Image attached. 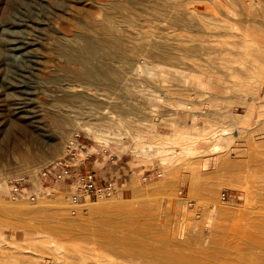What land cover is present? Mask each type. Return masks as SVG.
<instances>
[{
    "label": "rangeland",
    "instance_id": "1",
    "mask_svg": "<svg viewBox=\"0 0 264 264\" xmlns=\"http://www.w3.org/2000/svg\"><path fill=\"white\" fill-rule=\"evenodd\" d=\"M69 1L0 0V264H156L139 255L122 261L72 228L43 231L45 224L64 226L55 204L46 203L37 213L24 210L39 207V200L52 193L73 205L75 225L133 233L151 247L164 246L182 258L200 257L204 264H264V242L258 241L261 231L254 225L264 220V0H148L143 18L135 17V29L147 35L143 42L175 43V76L197 73L193 62L199 63L200 73L210 74L209 87L223 89L216 99L201 101L204 105L195 101L202 124L189 117L185 103L179 114H170L169 63L138 51V80L128 85L123 105L135 108V115L123 116L115 126L107 120L111 128L101 122L107 139L85 131L86 118L79 119L68 141L79 135L78 141L88 147L79 149L80 158L87 150L91 155L70 179L55 181L42 171L43 162L57 152L52 142L58 133L41 128L38 116L62 94L58 86L68 78L59 44L73 34L67 22L73 17ZM186 50L191 57L183 54ZM4 103L10 104L5 117ZM17 108L24 124L13 117ZM209 133L214 138L207 141ZM21 153L37 159L24 161ZM84 163L96 173L98 187L105 188L106 181L112 186L74 205L72 188ZM195 176L203 179L200 190L191 184ZM131 186L141 190L131 193ZM116 189L124 193L121 204L134 210L130 216L122 210L112 222L79 211ZM18 202L24 205L13 208Z\"/></svg>",
    "mask_w": 264,
    "mask_h": 264
},
{
    "label": "bare ground",
    "instance_id": "2",
    "mask_svg": "<svg viewBox=\"0 0 264 264\" xmlns=\"http://www.w3.org/2000/svg\"><path fill=\"white\" fill-rule=\"evenodd\" d=\"M147 1L148 0H73V17L70 19L67 18L69 27L73 29V34L69 38L67 37V39H62L60 37L62 40L59 44L61 46L60 50H62V54L67 60V66L65 65L64 73L68 78L64 80V84L58 86L62 94L55 97L52 102L53 104L50 103L51 106L49 108H44L43 112H40V115L38 116V124L41 128L55 129L58 133L52 142V145L57 149V152L54 153L48 161L43 162V164H49L55 160V157L58 155H63V152H61L63 145L69 140L73 130L77 128V122L79 119L86 118V120L83 119L82 125L85 131L87 130L93 135L103 137V132H107V130L101 129V126H98L99 124L103 125L101 122L107 124L110 120V123H113V126H115L116 121L122 119L123 116H127L129 113L135 115V108L126 109L123 105L129 99V95L126 91L128 85H133L135 84V81L138 80L137 74L135 73V66L137 65V53L140 50H146L147 53L144 52L158 62H168L171 67L172 72L171 70L169 71L171 74L167 80L169 83L167 91L170 102V114H179L181 105L185 103L188 104L185 106L189 107V110L187 111L189 117L196 122L195 124L199 123V121L202 124V120L196 116L194 111V109L198 108V102L196 103L195 101L197 100L200 101L199 103H202L204 100L214 97V95L217 96L218 94L216 95V93L222 90V86L224 85L219 86L216 84V88L212 86V88H210L209 86L211 84L208 85L209 83L207 84L206 81L210 74L207 72L206 74L205 72L200 73L199 69L202 68L199 63L196 64L195 62L193 63L198 69H196V71L199 73H188L187 70L183 75L175 76L174 70L172 69L176 66L177 63L175 64V61L177 62L178 59L175 52V43H170L168 45L160 40L151 43L143 42L141 37L146 34H143L145 33L143 30L142 33L139 29H135V17L139 19L141 17L143 18L144 9L148 6ZM13 5L14 4L12 3L10 9L14 8ZM60 11H65V8H61ZM140 39L142 40L141 42L135 43V41ZM183 54L186 55V58L191 57L192 51L186 50ZM182 63H184V61ZM189 64L191 63L189 62L187 67ZM187 67L184 69H188ZM138 69H140V67H138ZM208 70L211 71V69ZM189 71L191 70L189 69ZM138 72L140 73V70ZM153 75L158 76V73L155 71ZM140 80L143 79L140 77ZM219 81L221 82V80ZM4 83H6V81H4ZM242 84L244 85L245 83L242 82ZM212 85H214V83ZM243 85L240 83L238 87H243ZM11 86L12 84L10 87ZM79 88L83 89L82 92L80 91L81 93L74 92V90H79ZM207 89L210 90L208 94L206 92ZM231 89L235 90L234 87ZM2 91L3 90H0V94ZM4 91H6V89H4ZM226 91H229V89L227 88ZM220 96L222 97V94H220L219 97ZM214 98L216 99V97ZM212 100L213 99L209 101L212 102ZM216 102H214V104L212 102V104L215 105ZM204 104L202 103V105ZM9 105V103H4V108L2 105V108L4 109V117L9 109ZM17 110L19 114L22 112L19 111V108L15 109V116L13 117H16L19 125L24 124L20 115L15 114V111ZM93 121H95V123ZM209 125L211 126L212 124L210 123ZM107 126L111 128L109 124H107ZM213 133L214 132L211 134ZM208 135L209 136L204 138L205 140L210 141L214 138L210 133ZM103 138H105V136ZM198 139L197 141H200ZM19 156H21L24 161H34L37 159L29 153H21ZM208 165L209 163L206 164L207 167ZM202 180L201 176H195L192 178L191 184H193L194 189H201L197 187L202 185ZM206 181L203 188L208 182ZM140 190L141 188L139 189L135 186L130 187L131 193L135 192L137 194ZM207 192L208 191H206V193ZM123 198L124 193L122 190L116 189L110 196H105L100 199L99 202L89 203L85 209L83 207V209H80L79 211L86 210L91 215L105 216L110 221L115 222L114 219L116 218V215L122 210L127 212L128 216H130L129 213L133 214L134 210L131 208L129 209L130 206L121 204L120 200ZM39 203V207L35 209L25 208V213H37L40 209L45 207L46 203H54V210L62 215V218L60 219L63 221L62 224L64 225L49 226L48 224H45L42 227L43 231L54 232L56 234V232L62 230L68 231L72 228L76 231L75 235L95 239L103 248L117 253L122 261H128L130 258L127 257L139 255L147 262L152 261L156 264H204L202 261L203 258H200L199 256H197L199 258H182L178 253L169 251L165 249L164 246L151 247L146 242L132 236L133 233L121 234L117 229L111 233H105L99 228L89 229L82 227V223L75 225L72 223L73 218L70 213V208L73 205L69 204V202L61 195L53 193L45 195L39 200ZM158 204L156 206H158ZM23 205V202H18L17 204H13L12 207L20 208ZM70 224L75 226H67ZM254 225L257 227L258 231H261L258 234V241L264 242V220H258ZM179 261H183V263H180Z\"/></svg>",
    "mask_w": 264,
    "mask_h": 264
},
{
    "label": "built area",
    "instance_id": "3",
    "mask_svg": "<svg viewBox=\"0 0 264 264\" xmlns=\"http://www.w3.org/2000/svg\"><path fill=\"white\" fill-rule=\"evenodd\" d=\"M79 135H75V138L69 142L66 153L60 158L50 162L43 169V176L45 178H52L55 181H66L70 179L76 168L82 163V161L87 160L90 157L89 150L85 152L86 157L84 160L80 158L79 149L84 150L88 148L78 141ZM108 184L105 188L98 187L97 185V175L95 172H88L81 176L72 188L71 201L74 205H78L83 200H91L94 196L101 195L105 190L111 188V184ZM35 199V197H33Z\"/></svg>",
    "mask_w": 264,
    "mask_h": 264
},
{
    "label": "crops",
    "instance_id": "4",
    "mask_svg": "<svg viewBox=\"0 0 264 264\" xmlns=\"http://www.w3.org/2000/svg\"><path fill=\"white\" fill-rule=\"evenodd\" d=\"M83 167H84V168H87V170L85 169V170H86V171H85V170L83 169ZM90 169H91L90 166H87L86 163H84V164L81 165L80 171H81L83 174H85L87 171H88V172L94 171V170H90Z\"/></svg>",
    "mask_w": 264,
    "mask_h": 264
}]
</instances>
